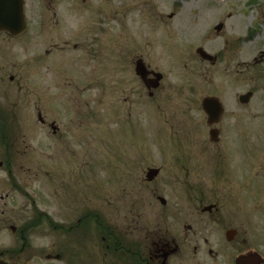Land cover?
<instances>
[{
    "label": "rangeland",
    "instance_id": "1",
    "mask_svg": "<svg viewBox=\"0 0 264 264\" xmlns=\"http://www.w3.org/2000/svg\"><path fill=\"white\" fill-rule=\"evenodd\" d=\"M210 1L215 7L211 8ZM242 3L25 0L28 27L12 42L10 53V61H21L25 68V134L15 139L8 127L11 142L0 140V152H14L9 183L26 186L31 194L37 190L43 215L65 218L67 208L74 204L77 211L85 199L91 211L124 232L135 214L140 233L157 223L154 219L163 215V209L156 195L171 202L184 198V188L178 183L184 166L192 171L206 169L205 180L195 181L223 184V190L215 192L220 201L227 199L226 182L215 181L211 175L226 171L233 132L241 139L250 136V151L264 153V81L252 86L257 93L249 108L250 126L244 127L248 108H237L230 115L233 105H239L238 95L248 86L242 62L239 65L228 57L217 66L200 63L195 49L197 36L213 21L225 24L217 39L220 45L231 29L242 28L241 20L236 25ZM170 13L174 14L171 18ZM197 13L208 22L199 23ZM230 13L234 18L228 20ZM213 37L205 46L208 51ZM51 46L46 56L44 51ZM131 55L132 59L142 57L164 76L152 96L135 75ZM43 60L49 62L45 73L38 69ZM212 94L226 107L216 125L220 129L217 144L209 141V126L200 106L202 97ZM10 101L2 94V103ZM34 106L48 126L39 125ZM52 121L59 128L57 135L49 126ZM150 167L160 168V174L148 183L144 176ZM20 192H11L6 209L12 215L20 213L24 197ZM43 233V243L53 239L51 229ZM4 242L2 231L0 247Z\"/></svg>",
    "mask_w": 264,
    "mask_h": 264
},
{
    "label": "flooded vegetation",
    "instance_id": "2",
    "mask_svg": "<svg viewBox=\"0 0 264 264\" xmlns=\"http://www.w3.org/2000/svg\"><path fill=\"white\" fill-rule=\"evenodd\" d=\"M242 5L236 24L241 20L242 28L231 29L220 45L217 39L225 24L223 20L213 21L204 34L201 32L197 36L195 49V58L200 63L217 66L229 57L243 65L241 73L248 80V86L238 95L239 105H233L231 116L237 108L249 110L257 93L252 86L264 81V0H243ZM210 6L213 8L215 4L210 1ZM146 11L153 18L151 9ZM173 15L170 13L168 17ZM196 15L199 23L208 22L202 13ZM233 18L230 13L228 20ZM25 31L19 35L0 31V140L4 144L11 142L6 133L8 127H12L15 139L25 134L22 129L26 114L22 109L25 68L21 61H10L12 42L23 36ZM212 34L213 45L208 51L206 48ZM41 37L44 41L45 36ZM52 49V46L46 49L44 54L47 56ZM204 53L211 58H206ZM132 56L134 65L138 59L144 61L140 56L134 59ZM4 57L8 59L7 63ZM48 64L47 60L39 61V71L48 72ZM146 67L154 71L148 65ZM2 94L8 95L12 101L2 103ZM244 94L247 96L242 97ZM34 109L39 125H47L38 107L34 106ZM223 109L222 117L226 111L224 104ZM249 119L250 110L247 120H242L244 127L250 126ZM55 125L54 121L49 125L53 134H57L59 129ZM231 137L226 171L217 170L211 175L215 181L226 182L228 198L220 201L215 192L222 191L223 184L207 185L195 181L205 180L209 173L206 169L192 171L184 166L178 173L184 198L171 202L156 195L163 215L154 219L157 223L153 227L141 233L137 226L138 214L128 219L124 232L106 221L104 216L91 211L85 199L77 211H74V204L67 208L70 210L65 218L43 215L38 206L37 190L31 194L26 186L9 183L10 161L14 159V152H0V232L3 231L6 239L0 247V264H107L108 260L110 264H264V153L250 151V136L243 135L241 139L233 132ZM158 177L159 174L147 180L145 176L144 180L150 183ZM16 191H21L24 197L20 201L19 215H12L6 207L11 200V192ZM133 194L137 196L136 191ZM49 229L55 236L43 243V232Z\"/></svg>",
    "mask_w": 264,
    "mask_h": 264
},
{
    "label": "water",
    "instance_id": "3",
    "mask_svg": "<svg viewBox=\"0 0 264 264\" xmlns=\"http://www.w3.org/2000/svg\"><path fill=\"white\" fill-rule=\"evenodd\" d=\"M25 28L24 20V1L23 0H0V30L5 29L12 33H19ZM143 65L141 61L137 62V72L143 78L147 74L143 70ZM160 78V75H157L154 79L155 84ZM146 81V80H144ZM203 110L208 116V123L212 124L218 121L219 116L222 112V107L218 99L216 98H205L202 102ZM217 131L211 130L210 135L214 139ZM158 172L157 169L149 170L148 176L155 175Z\"/></svg>",
    "mask_w": 264,
    "mask_h": 264
}]
</instances>
